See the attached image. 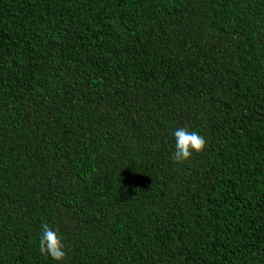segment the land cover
Here are the masks:
<instances>
[{
  "label": "trees",
  "instance_id": "obj_1",
  "mask_svg": "<svg viewBox=\"0 0 264 264\" xmlns=\"http://www.w3.org/2000/svg\"><path fill=\"white\" fill-rule=\"evenodd\" d=\"M0 264H264V0H0Z\"/></svg>",
  "mask_w": 264,
  "mask_h": 264
},
{
  "label": "clouds",
  "instance_id": "obj_2",
  "mask_svg": "<svg viewBox=\"0 0 264 264\" xmlns=\"http://www.w3.org/2000/svg\"><path fill=\"white\" fill-rule=\"evenodd\" d=\"M175 151L172 156L174 162H184L191 158L194 152H202L207 144L206 138L197 131H189L181 127L173 133ZM39 238V251L50 256L53 260L63 261L66 257L65 244L57 230H53L47 223L42 224Z\"/></svg>",
  "mask_w": 264,
  "mask_h": 264
}]
</instances>
